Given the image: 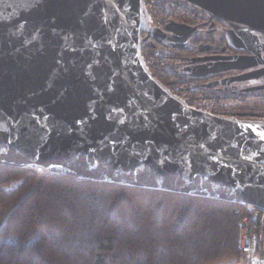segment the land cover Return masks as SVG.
<instances>
[{
  "label": "water",
  "instance_id": "95a60500",
  "mask_svg": "<svg viewBox=\"0 0 264 264\" xmlns=\"http://www.w3.org/2000/svg\"><path fill=\"white\" fill-rule=\"evenodd\" d=\"M184 1L253 52L193 63L190 75L263 65L212 85L264 74V0ZM197 32L152 25L145 0H0V165L264 210V121L190 105L143 57L149 41L185 49Z\"/></svg>",
  "mask_w": 264,
  "mask_h": 264
},
{
  "label": "trees",
  "instance_id": "16d2710c",
  "mask_svg": "<svg viewBox=\"0 0 264 264\" xmlns=\"http://www.w3.org/2000/svg\"><path fill=\"white\" fill-rule=\"evenodd\" d=\"M169 1L145 0L154 24L194 22L195 10ZM175 52L157 42L142 50L152 75L190 105L264 121V93L220 95L195 87L194 79L172 83ZM237 205L0 165V264H216L240 252ZM239 206L250 230H264Z\"/></svg>",
  "mask_w": 264,
  "mask_h": 264
},
{
  "label": "flooded vegetation",
  "instance_id": "af4514ba",
  "mask_svg": "<svg viewBox=\"0 0 264 264\" xmlns=\"http://www.w3.org/2000/svg\"><path fill=\"white\" fill-rule=\"evenodd\" d=\"M171 20H174V19H171ZM179 22H181V21H179ZM203 22H206V24L204 25ZM166 23H164V24H152V25L159 26V27L163 28ZM189 24L198 26V32H197V34H195L194 36H192L188 40L187 48H185V49L175 48L173 45H171L172 43H174V41L169 40L168 38H166L164 40V44H163L165 46H168V48L176 49L177 52H175L176 54L174 56L177 58V60L179 62L175 63V66H179L178 69L180 70L181 75L182 74L189 75V72H190L189 68L193 65V63L205 64L208 62H211V63L216 62V63L208 65V68H219L221 66H224L223 62H226L225 59L229 56L251 55L253 53L250 50H246L243 48H237L234 45H232L228 39V36H227V28L229 26L226 23H224L223 21L219 20L218 18L211 19L210 14H208L207 12L203 13L202 21H201L199 13H197L195 11L194 22H191ZM220 31L223 33V36L220 38V41H217L215 35ZM142 35L144 36V33ZM261 42L264 43V36H261ZM146 44H148V43H146ZM263 53H264V51H263ZM193 57H195V58L208 57V58L205 61L193 62V61H191V59ZM227 61H230V59L228 58ZM169 65H171V64H169ZM262 67H263V65L257 66V67L251 68V69H242V70L231 69V70H227V71H221L218 73H212L208 76H200V77L198 76V77H195V79H194V80H197L195 87L201 88L202 86H200V85L207 83L211 80L221 79V78H225V77L228 78L230 76L240 75V74L248 72L250 70L260 69ZM202 69H204V68H202ZM172 73L178 75L177 73H175L173 71H172ZM177 78H175V79H177ZM177 82H178V80L172 81V83H177ZM230 86L234 90L233 91L234 94L235 93L240 94L243 92H245L246 94H262L261 92H263L264 90L258 92L256 89H253V88L257 87V86H264V74L260 75V76L252 77V78H250V80L248 79L247 81H239L237 83L235 81H232L230 83ZM175 94H177V93H175Z\"/></svg>",
  "mask_w": 264,
  "mask_h": 264
},
{
  "label": "built area",
  "instance_id": "2783aa9c",
  "mask_svg": "<svg viewBox=\"0 0 264 264\" xmlns=\"http://www.w3.org/2000/svg\"><path fill=\"white\" fill-rule=\"evenodd\" d=\"M198 109L205 110L203 107ZM36 168L40 172L46 170L42 166H37ZM245 206L251 210L252 216L256 221H261V225L264 228V210L255 208L250 204ZM234 212L240 215L242 219L239 236L240 252L236 257V264H264V230H250L249 216L243 214L239 205L234 208Z\"/></svg>",
  "mask_w": 264,
  "mask_h": 264
},
{
  "label": "rangeland",
  "instance_id": "374dc122",
  "mask_svg": "<svg viewBox=\"0 0 264 264\" xmlns=\"http://www.w3.org/2000/svg\"><path fill=\"white\" fill-rule=\"evenodd\" d=\"M176 4H179V5H182V6H187L188 8H190V9H192V10H195L197 13H199V16H200V18H201V21H202V15H203V13L205 12V11H203V10H201V9H199V8H197V7H194L193 5H191V4H189L188 2H186V1H184V0H170L169 2H168V6L170 7V6H173V5H176ZM204 23V25L206 24V22H203ZM202 23V24H203ZM151 24H154V22H153V19H152V17H151ZM143 34V33H142ZM143 36V35H142ZM144 36H145V33H144ZM216 40L217 41H220V38L223 36V33L220 31V32H218L216 35ZM261 36H263L262 34H260V40H261ZM148 44L149 43H152V41L150 42H147ZM169 70L172 72H175V73H177L178 75H177V79H175V80H178V82L179 81H182V80H188V79H195V77H198V76H193V75H184V74H182L181 75V72H180V70L178 69L179 68V66H175V64H171V65H169ZM226 78V77H225ZM225 78H221V79H225ZM221 79H215V80H211V81H209V82H207V83H204V84H202V85H200V86H202L201 87V89L202 90H204V92H215V93H217V94H220V95H234V90L232 89V87L230 86V83H213L212 85H211V83L212 82H217L218 80H221ZM248 79H246V80H235V82L237 83V82H239V81H247ZM250 80V79H249ZM210 84V85H209ZM258 92L259 91H263L264 90V87L262 88V89H256ZM262 94L264 93V91L263 92H261ZM235 94H238V93H235ZM241 94V93H240ZM242 94H246L245 92H243ZM216 264H236V259L234 258V259H231V260H226V261H222V262H219V263H216Z\"/></svg>",
  "mask_w": 264,
  "mask_h": 264
}]
</instances>
